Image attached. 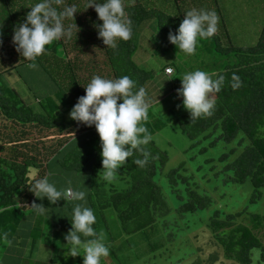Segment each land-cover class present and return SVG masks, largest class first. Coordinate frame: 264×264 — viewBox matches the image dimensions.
<instances>
[{
  "label": "trees",
  "instance_id": "trees-1",
  "mask_svg": "<svg viewBox=\"0 0 264 264\" xmlns=\"http://www.w3.org/2000/svg\"><path fill=\"white\" fill-rule=\"evenodd\" d=\"M228 1L123 0L132 35L126 41L118 40L115 48H107L93 26L102 21L94 7H88L89 0H62L54 6L77 5L74 19L65 20L77 28H73L70 37L52 41L46 46V52L34 60H25L16 51L12 34L36 0H0V79L15 70L28 83L30 74L21 73L28 68L47 72L56 85L53 94L44 99L35 94L39 106L34 108L15 88L0 81V241L18 244L12 236L13 226L28 217L24 211L36 214L30 208L33 202L43 204L46 210H54L59 219L67 212L64 207L72 211L71 200L61 199L50 204L29 190L34 180L29 176L32 167L39 170V178L48 175L51 165H60L61 169L81 175L85 180L89 191L87 206L95 211L93 227L97 233H100L99 225L103 228L101 232L107 239L112 264H133L140 260L137 255L140 242L152 254L164 249V241L173 242L179 234L172 231L174 226L186 231L193 228L189 233L195 232L194 238L199 242L194 251L189 250L175 264H224L225 261L251 264L254 255L264 264V214L249 210L264 199V21L255 30L256 44L233 46L230 41L233 43L234 37L229 30L231 12L230 16L224 15ZM256 3L261 4L258 8L264 12V0ZM248 4L254 5L250 0L240 10L234 5L229 8L235 11L234 21L239 23L240 18L247 21L251 30L248 32H252L245 9ZM191 9L216 12V33L197 39L207 52L227 55L222 58L224 65L213 76L215 79L222 74L225 81L220 91L213 92L211 114L191 119L188 112L164 120L152 112L156 101H149L146 95L150 107L148 119L142 123L151 138L140 148L149 154L147 162L144 166L133 163L144 158L143 152L134 149L117 172L105 178L101 172V141L95 126L72 120L70 110L77 98L85 94L84 86L94 74L110 79L128 75L137 87L143 86L147 92L157 73L135 63L133 57L139 37L149 25L163 35L168 36L169 31L175 33L185 12ZM169 67L173 69L172 75L165 73ZM159 71L172 79L176 77L173 83L181 82L182 73L173 62L164 64ZM233 73L239 77L240 84L235 89L231 86ZM172 123L193 141L191 147L212 136L215 137L209 146L218 141H236L220 160L225 162L223 171L228 182L241 185L250 182L252 186L244 209L233 213L214 208V199L201 191L200 182L188 173L185 162L164 173L169 157L153 136ZM206 149L203 147L200 151ZM233 155L236 157L230 160ZM162 178L167 179L166 184ZM18 191L22 192L17 196ZM165 191L172 195L175 206L169 203ZM107 210L113 211L114 222L106 217ZM211 210L210 216L200 220L201 226L196 227L199 222L195 215ZM69 229L67 224L65 231Z\"/></svg>",
  "mask_w": 264,
  "mask_h": 264
},
{
  "label": "clouds",
  "instance_id": "clouds-1",
  "mask_svg": "<svg viewBox=\"0 0 264 264\" xmlns=\"http://www.w3.org/2000/svg\"><path fill=\"white\" fill-rule=\"evenodd\" d=\"M62 0H36L26 13L23 22H18L13 29L12 41L16 51L25 60H34L46 52V46L54 40L71 36L76 24H66L68 18L74 19L77 12L75 3L58 8ZM94 7L102 23H94L98 38L103 44L115 48L118 40H128L132 35L131 21L127 19L123 0H89L88 7ZM218 16L215 11L191 9L175 33L169 31L168 40L177 49L191 54L195 51L197 38L213 36L217 31ZM232 87L238 88L239 77L233 73ZM181 87L177 95L182 98L183 107L189 111L191 119L210 115L214 108L213 92L220 91L225 77L195 69L183 74ZM85 94L77 98L69 112V117L85 125H94L101 141L102 170L105 178L114 173L133 154V150L144 153L143 159L133 163L144 166L148 153L140 148L150 140V135L143 125L148 119L149 101L143 86L137 87L136 81L128 75L105 78L94 74L84 86ZM119 101V102H118ZM144 134V135H141ZM30 175L36 176V170ZM29 190L38 198H46L50 204L59 200L85 201V192L71 186L58 189L47 176L34 179ZM31 209L43 214V204L32 203ZM96 217L92 208L84 203H74L70 218L71 228L65 234L66 258L83 256V264H101L102 258L109 255L102 232L97 233L93 225Z\"/></svg>",
  "mask_w": 264,
  "mask_h": 264
},
{
  "label": "rangeland",
  "instance_id": "rangeland-1",
  "mask_svg": "<svg viewBox=\"0 0 264 264\" xmlns=\"http://www.w3.org/2000/svg\"><path fill=\"white\" fill-rule=\"evenodd\" d=\"M246 1L248 3L250 0H229L228 3L226 2L228 5L224 15L226 17L229 13L230 16L231 12V26L229 25V30L230 36L234 37L233 43L230 41L233 46L256 44L258 35L255 30L264 21V12L258 8L261 4L256 3V0H251L254 5L248 4V8L245 7L248 10L246 15L249 14V22L250 24L252 23V32H248L251 30L247 21L244 20L243 22L242 18L239 19V23H237V20L234 21L236 18L235 11L230 9L229 6L234 5L237 10H240V6H247ZM229 16L227 17L228 21ZM156 48H159L160 51L156 52ZM224 56L227 55H221L218 51L207 52L199 40L193 53H184L169 42L167 35L161 34L152 25H149L137 41V50L133 58L139 67L154 70V73H157L155 80L149 84L150 87L147 88L146 92V95H149L151 100L156 101L152 106V112L162 116L161 118L166 120L177 116L178 113L182 114L187 111L184 107L178 109V105L176 104L178 103L175 99L177 89L181 87L178 83L181 82L176 81L173 83L172 80H176V77L171 80L164 74L159 73L160 68L164 64L173 62L180 69L182 76L184 73L195 69L205 70L214 76V73L224 65L222 61ZM24 69L21 72L24 76L27 73L30 74L28 83H25L15 70L5 73L0 81L2 84L15 88L32 107L37 108L39 104L35 102V94L44 99L45 96L53 94L56 85L51 81L47 72H37L34 69L28 68ZM166 98H169V101L175 100V102H171L172 106H174L172 112H169L171 110L170 105L167 102V104L165 103ZM214 137L202 139L200 143L191 147L193 141L183 135L175 123H172L169 127L156 133L153 139L158 147L167 152L169 157L164 173L177 168L182 162H185L188 173L194 174L195 180L200 182L201 191L206 192L214 199V208L234 213L244 209L248 205L252 186L250 182L241 185L226 180L223 171L225 162L221 161L220 157L223 153L233 148L236 145V141L228 143L218 141L216 144L209 146V142ZM194 141H197V139ZM203 147L207 149L201 152L200 150ZM235 157L236 155L231 156L230 160ZM32 170H36V176L30 175V173L29 176L32 179H36L39 170L35 167H32L30 172ZM47 177H49L51 182L55 183L58 189H63L71 182L73 188L85 192L86 206L88 205L89 191L81 175L61 169L60 165H51ZM166 180V178H162L165 184ZM21 192L18 191L17 196ZM166 196L169 203L175 206V200L168 191L166 192ZM85 201H72L71 207H73L74 203H84ZM64 208L67 209L68 213H62L60 219L54 215L55 212L51 209H45L43 214L36 213L34 215H29L28 211H24L23 213L28 215V217L25 220H21V223L17 226H13L12 236L16 237L18 244H10L4 239L0 241V264H83V256L81 255L66 258L65 248L68 246L65 245L64 236L67 233L65 228L67 224L71 228L70 218L72 211H69L67 207ZM249 210L250 212L264 214V199L256 205L249 207ZM211 212L212 210L196 214L195 216L199 222L196 227H200V220L207 219ZM106 217L113 222L115 221V216L111 210H107ZM173 228L172 231L176 230L179 233L175 236V240L173 242L170 239L168 242L165 240V248L153 254L147 251L144 243L140 242L137 251L140 260L134 261L135 263L133 264H175V261H178V258L188 253L189 250L193 249L194 251L199 242L194 238L195 232L193 234L189 233L193 231V228H190L189 231L185 229L177 230L178 228H175V226ZM102 229L99 225V232ZM114 229L113 231H115ZM105 240L107 239L105 238ZM9 259L11 260L7 263ZM110 261L111 259H109L108 255L102 258L101 264H112ZM180 264H186V262ZM224 264L239 263L225 261ZM251 264L263 263H259L258 256L254 255Z\"/></svg>",
  "mask_w": 264,
  "mask_h": 264
},
{
  "label": "crops",
  "instance_id": "crops-1",
  "mask_svg": "<svg viewBox=\"0 0 264 264\" xmlns=\"http://www.w3.org/2000/svg\"><path fill=\"white\" fill-rule=\"evenodd\" d=\"M165 75V74H164ZM165 76H167V77H169L171 80H172V78L170 77V76H168V75H165ZM177 95V94H176ZM175 95V96H176ZM148 97V99H149V101L151 100V97L148 95L147 96ZM177 97V98H176ZM175 97V99L177 100V102L178 103H176L177 105H178V109H181V108H183V104H182V98L181 97H179L178 95ZM166 101H165V103L167 102L169 105H170V108H171V110L169 111V112H172L173 111V108H174V106H172V103L171 102H175V100L174 101H169L170 99L169 98H166L165 99ZM166 103V104H167ZM189 111L187 110L186 112H183L182 114H184V113H188ZM180 113H178L177 115H179ZM173 118H174V116H173ZM173 118H171V119H173ZM12 258V257H11ZM10 260L11 259H9L8 261H7V263H9L10 262Z\"/></svg>",
  "mask_w": 264,
  "mask_h": 264
},
{
  "label": "built area",
  "instance_id": "built-area-1",
  "mask_svg": "<svg viewBox=\"0 0 264 264\" xmlns=\"http://www.w3.org/2000/svg\"><path fill=\"white\" fill-rule=\"evenodd\" d=\"M165 73L168 74V75H172L173 74V69L172 68H166L165 69Z\"/></svg>",
  "mask_w": 264,
  "mask_h": 264
}]
</instances>
